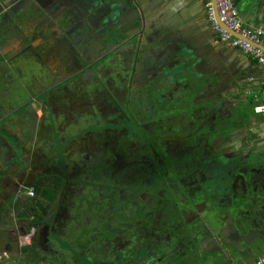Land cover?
I'll list each match as a JSON object with an SVG mask.
<instances>
[{
	"label": "flooded vegetation",
	"instance_id": "obj_1",
	"mask_svg": "<svg viewBox=\"0 0 264 264\" xmlns=\"http://www.w3.org/2000/svg\"><path fill=\"white\" fill-rule=\"evenodd\" d=\"M91 7L0 0V232L11 223L16 245L28 234L22 246L53 264H239L217 228L228 207L243 218L244 179L264 171L239 140L245 112L227 129L237 112L215 107L210 64L165 54L163 37L137 47L135 27ZM38 198L9 223L18 199Z\"/></svg>",
	"mask_w": 264,
	"mask_h": 264
},
{
	"label": "water",
	"instance_id": "obj_2",
	"mask_svg": "<svg viewBox=\"0 0 264 264\" xmlns=\"http://www.w3.org/2000/svg\"><path fill=\"white\" fill-rule=\"evenodd\" d=\"M88 3L91 4L92 11L99 12V18L98 21L102 24H107L109 22H117V21H123L127 24H131L133 27H135V31L137 32V47L141 44V39L145 40H151L155 39L159 41V44H162L160 48H164L165 54L175 56V57H190V62H192V65H197L200 60L201 54H204V51L208 52L210 55H214L210 60L207 61L204 57L202 62L204 64H212L213 67L210 70V77L209 79L214 81V88L217 90L218 96L215 98L216 104L215 107H217L218 110H225L228 111L226 108L228 107V103H232L237 101V96L240 94V88L242 89V85L244 81H246L245 76L243 72H241V67H236V61L234 57L231 54H221L220 49L218 46H221L224 49H231L236 50L234 48H231L228 44L222 43L219 39L215 40V37L217 35L213 31L210 22L207 20L210 30L212 32V35L215 36L214 39L209 40L206 35L202 37L198 32H195L196 24L190 22L183 16V12L176 13L177 19H172V13H169L167 16H165L166 12H163L162 8H160V3H158V0H85ZM199 1V0H197ZM213 4V8L215 11V21L217 22L218 26L223 27L220 23L218 16L216 14V4L215 0H210ZM231 3L236 7L238 12L242 16H250L252 21H261L264 23V0H230ZM200 2V1H199ZM201 5L203 6L205 10V5L203 2H201ZM100 7V9H99ZM206 15V13H205ZM207 19V18H206ZM124 24V23H123ZM194 24V25H193ZM253 29H260L262 28H253ZM264 31V30H263ZM235 36V35H234ZM218 38V37H217ZM157 41L152 45L156 47ZM160 48H154V49H160ZM161 50V49H160ZM238 51V50H237ZM244 54V53H243ZM246 55V54H244ZM248 56V55H247ZM260 71V70H259ZM250 80H253L250 78ZM207 83V81H204ZM239 105L233 104V107L229 109L235 110L237 114L235 115L234 119H230L227 123L226 128H230L231 124H235L237 118L239 117L241 119L243 110L241 108H238ZM238 116V117H237ZM242 121H238V123H241ZM243 125V136H241V139L243 138V141L241 140L242 146L246 147L249 153H253L252 146L255 145L256 140L255 133L257 134V130L254 128L255 122L253 121V117L250 116L247 119V122L241 123ZM258 128V126H257ZM261 129V127H260ZM259 135V134H258ZM262 136V135H261ZM264 137V136H263ZM262 137V138H263ZM228 138L231 139V134H228ZM12 146V145H11ZM13 147V146H12ZM250 161L251 163L255 164V161L261 162V164H264V157H255V155H250ZM258 158V159H255ZM255 160V161H254ZM259 165V164H258ZM256 169V168H255ZM185 206L186 211H190L191 208ZM260 209V208H258ZM238 207L233 209V207H228L225 209V213L228 214L227 223L222 224L220 226V223L218 222L217 231L219 233L220 238H223V229H228L231 227V230L234 233V236H231L230 239L233 238V241L237 243V245L242 244L243 242L248 243L250 247H255L256 243H253L249 239L250 232L254 231V227H260L259 230L264 233V223L263 224H257L255 226L254 219L252 222L244 221V219H240ZM262 210V209H260ZM260 214V213H259ZM261 215V214H260ZM220 221V219L218 218ZM264 221V219H262ZM207 220L202 221V226H204L206 229L209 230L211 227V224L206 222ZM220 229V230H219ZM252 231V232H253ZM217 233V234H218ZM262 237H264V234H262ZM210 238V237H209ZM260 239V237H258ZM225 239V238H224ZM262 240V239H260ZM263 241V240H262ZM220 246L218 248L221 250V246L224 244L221 241H218ZM198 246H196L197 248ZM199 249V248H198ZM213 249H216L217 254H219V249L214 247ZM195 254L191 253V258L193 259V264H206L201 259L194 258ZM204 258V257H203ZM209 258V257H208ZM208 260V259H207ZM140 264V263H138ZM165 264H172V263H165ZM192 264V263H191Z\"/></svg>",
	"mask_w": 264,
	"mask_h": 264
},
{
	"label": "crops",
	"instance_id": "obj_3",
	"mask_svg": "<svg viewBox=\"0 0 264 264\" xmlns=\"http://www.w3.org/2000/svg\"><path fill=\"white\" fill-rule=\"evenodd\" d=\"M158 3H160V8H162L163 12H166L165 16H167L169 13H172V19L176 20L177 16L176 13H181L183 12V16L189 20L190 22L193 21L194 24H196V29L195 32L198 34H200L202 37H204V35L207 36V38H209V40L214 39L215 36L212 35V32L210 30V26L207 22L206 19V15H205V10L203 8V6L201 5V2L197 1V0H158ZM239 16L243 22V24L250 28H262V30H264V23H262L261 21H252L250 16H242L239 13ZM193 24V25H194ZM218 38L215 37V40H217ZM218 48L220 49L221 54L225 55V54H231L235 61H236V67L240 68L241 67V72H243L246 81H244L243 85H242V89L240 88V94L237 96V101L232 102V103H228L227 104V110L231 109L233 107V104H237L239 105L238 108H241L246 116L247 119L252 116L253 117V121L255 122L254 124V128L255 130H257V134L255 133V140L256 143L255 145L253 144L252 146V152L254 155H259L260 157L263 156L264 157V114H255L253 112L254 107H256L257 105H259L260 103H262V98H261V74L259 71L258 66L256 65L255 61L252 60L249 56L244 55L242 52H240L239 50H231L229 48L224 49L221 46H218ZM206 57L205 59L210 60L214 55H210L208 52L204 51V54H201L200 56V60L198 65V69L201 70H197V71H204V69L206 68V66H208L207 64L202 63V59H204V57ZM212 67L213 65L210 64ZM250 78H252L253 80H250ZM248 101L247 105L245 104V102ZM258 126V128H257ZM261 127V129H260ZM259 134V135H258ZM262 135V136H261ZM263 137V138H262ZM243 141V138L239 139ZM259 158V157H258ZM255 172H250L246 175L245 179H244V183L246 184V193H245V198L243 197V199H240V197H237L235 199L237 200H243L245 203V207L244 210L242 211V217L244 219V221H248V222H252V220L254 219L253 222H257V224H263L264 221L262 219H264V171L263 172H259V170L256 171V169H254ZM217 183L219 184V180L216 179ZM215 184V185H218ZM220 186V185H218ZM240 184L233 188L231 191H229L227 193V202H229L228 200H230V198H233L234 195L239 196L240 194ZM225 192V191H224ZM222 194V193H221ZM203 195V194H202ZM201 195V196H202ZM209 198H212V201L208 200V202H210L213 206H222L224 203H226V201L224 202H220L219 200H216L215 197L217 198V196H214L212 193H208ZM244 196V195H243ZM202 199H206L202 196ZM204 202V201H203ZM203 205V203H202ZM40 206L42 207V201L41 199H35L32 200L28 203L18 199V201L15 204L16 210H15V215L14 217L13 214L11 215V218L9 220V223L12 221H19L18 223H16L17 225H20L22 223L23 225V215H26V210L27 209H34V208H39ZM262 210H260V209ZM261 215H260V214ZM38 216V215H37ZM43 219V218H42ZM242 219V218H240ZM3 216H0V228H2L3 224ZM256 222H255V226H256ZM15 224V225H16ZM16 225V226H17ZM264 225V224H263ZM260 227H254V231L250 233L249 235V239L251 242L256 243L255 249L250 247L248 243L243 242L242 244L239 243V245H236L235 242L233 241V238L230 239L231 236H234L233 231L231 230V227H229L227 229V231H225V238H227L228 242L230 243H234L233 245H235V247L233 249H235V252L238 254L239 258L236 260H239V264H253L256 259L264 254V237H262V233L259 230ZM247 232H250L249 230ZM27 233V232H26ZM16 234V233H14ZM14 234H7L8 237V244H6V246L4 247V249L1 251H7L11 253V260H10V264H20V262L16 261L17 257H24L26 252L23 253L21 252L22 248L25 247H20V244L22 243V241L24 240V237H26L28 234H21L18 237V246H19V250L17 251L18 253H13L12 249H11V244L14 243L11 240H13L14 238ZM17 235V234H16ZM224 235V233H223ZM258 237H260V240ZM226 240L227 245L228 242ZM224 242V241H223ZM225 243V246H226ZM15 244V243H14ZM257 245H259V247H257ZM205 246L203 245V248L201 250L204 251ZM35 250V249H34ZM0 252V253H1ZM36 252V251H35ZM205 252V251H204ZM38 253V252H37ZM40 256V257H39ZM44 256V255H43ZM37 257L39 258L38 263L39 264H45L44 262H41L40 258H42V255H37ZM211 259H213L211 257ZM25 260V258H24ZM218 264V263H217Z\"/></svg>",
	"mask_w": 264,
	"mask_h": 264
},
{
	"label": "built area",
	"instance_id": "obj_4",
	"mask_svg": "<svg viewBox=\"0 0 264 264\" xmlns=\"http://www.w3.org/2000/svg\"><path fill=\"white\" fill-rule=\"evenodd\" d=\"M205 5L206 18L217 35L218 39L228 44L231 48L239 50L255 61L261 74V98L262 103L254 107L255 114H264V31L246 27L239 12L230 0H215L216 14L223 27L215 21V11L210 0H199ZM235 35V36H234ZM27 197H34V190L29 188ZM27 237V236H26ZM24 237V238H26ZM22 247V244H20ZM11 253H0V264H10ZM253 264H264V254L260 255Z\"/></svg>",
	"mask_w": 264,
	"mask_h": 264
},
{
	"label": "rangeland",
	"instance_id": "obj_5",
	"mask_svg": "<svg viewBox=\"0 0 264 264\" xmlns=\"http://www.w3.org/2000/svg\"><path fill=\"white\" fill-rule=\"evenodd\" d=\"M247 103H248V101L245 102L246 105H247ZM9 218H10V214H9ZM12 228H14V226L10 223V229H12ZM10 229L8 231H6L4 229L3 231L0 232V252L4 249L6 244H8L7 234L9 231H11ZM15 238L16 237H14V239ZM52 239L53 240L51 242H52L55 250L66 248L64 241H61V240L59 241L56 239V237H52ZM11 241L13 242V240H11ZM14 243L11 244V249H12L13 253H18L17 251L19 250L18 249L19 246H18V244L16 245V243L15 244ZM36 254L39 255L38 253H36ZM24 257L25 258L27 257V253L25 254ZM40 260H41V262H44L45 264H53V261L50 260V256H48V255H44V256L42 255V258H40ZM16 261H18V262H20V264H22L24 262V258L18 256ZM81 262H84V260ZM75 264H78V260L75 262ZM85 264H87V262H85Z\"/></svg>",
	"mask_w": 264,
	"mask_h": 264
},
{
	"label": "trees",
	"instance_id": "obj_6",
	"mask_svg": "<svg viewBox=\"0 0 264 264\" xmlns=\"http://www.w3.org/2000/svg\"><path fill=\"white\" fill-rule=\"evenodd\" d=\"M21 252L27 253L26 258L21 256L22 258H25L22 264H39L38 263L39 258L37 257V254L32 246L22 248Z\"/></svg>",
	"mask_w": 264,
	"mask_h": 264
}]
</instances>
